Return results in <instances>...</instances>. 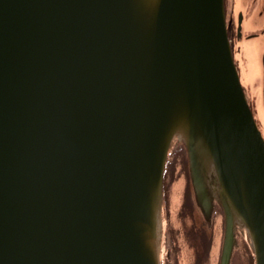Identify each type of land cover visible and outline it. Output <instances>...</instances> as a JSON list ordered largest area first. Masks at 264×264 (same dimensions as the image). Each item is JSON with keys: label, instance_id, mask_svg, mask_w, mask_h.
<instances>
[{"label": "water", "instance_id": "water-1", "mask_svg": "<svg viewBox=\"0 0 264 264\" xmlns=\"http://www.w3.org/2000/svg\"><path fill=\"white\" fill-rule=\"evenodd\" d=\"M231 43L224 0H0V264H163L177 147L225 216L221 264L238 228L264 264V136Z\"/></svg>", "mask_w": 264, "mask_h": 264}, {"label": "flooded vegetation", "instance_id": "flooded-vegetation-1", "mask_svg": "<svg viewBox=\"0 0 264 264\" xmlns=\"http://www.w3.org/2000/svg\"><path fill=\"white\" fill-rule=\"evenodd\" d=\"M228 8V0H225L228 32L232 39L235 40V37H238L237 29L240 14L238 15L236 25V18H234V14L229 16ZM260 15L261 16L258 18L256 15H252L249 17L250 20L248 21H246L247 18L244 16L243 23H246L247 28L252 30L251 25L255 23L251 21L252 18L256 17L254 20L258 19L264 21V13L261 12ZM254 25L261 26L262 24L255 23ZM248 37L249 39L263 38L264 40V26L261 30L253 32V34ZM263 58L264 53L262 56V62ZM262 77V83H264V69ZM175 156L176 157L168 164L164 174V217L166 221V233L168 234L169 240H167L168 251L163 264H221L226 231L225 216L219 208V204L216 200H214V209L211 212L210 219H207L203 215L197 206L193 195L188 163L182 152H178ZM178 172L181 177L187 175L189 178L187 181L188 187L183 192V185L181 183L180 188L177 191L178 197H176L170 190L171 179H176ZM181 180H184V178H181ZM219 216L221 218L220 231L218 223ZM243 239H245V231L242 228H238L236 231L235 246L230 264H239L237 261H239L240 257H243V254H245L241 251V248L243 247ZM246 252L247 257L245 263L253 264L254 257L248 255L247 249Z\"/></svg>", "mask_w": 264, "mask_h": 264}, {"label": "rangeland", "instance_id": "rangeland-1", "mask_svg": "<svg viewBox=\"0 0 264 264\" xmlns=\"http://www.w3.org/2000/svg\"><path fill=\"white\" fill-rule=\"evenodd\" d=\"M261 1V2H260ZM228 14L229 16L234 14V18H236V25H237V18L240 13H243L244 16H246L247 20H250L249 17L252 15H259L260 11L263 10L264 6V0H228ZM256 18V17H255ZM255 18H252L251 21L255 23H261L260 25H254L252 24L251 28H247L246 23H244V30H242L243 35L241 38L235 37V40L232 39V44L234 48V56H235V61L238 64V67L240 69V75H241V80L242 84L245 88V91L247 93V96L249 98V102L251 104V107L253 108L254 114L256 115V119L258 123L261 125L262 131L264 133V105H263V95H262V81H261V73H262V55L264 53V41H261L260 39L263 40V38H256V39H249V35L253 34V32H258L261 30L264 26V21H259L254 20ZM254 25V26H253ZM261 41V42H259ZM249 48V49H248ZM255 57L256 64L258 67H251L250 64V58ZM253 60V59H252ZM255 69V70H254ZM259 69V70H258ZM180 150L179 147H177L171 154L172 159H174L176 156H174V153L176 151V154ZM175 154V155H176ZM184 155L187 163V155L182 152ZM171 159V160H172ZM189 168V164H188ZM186 171H187V166H186ZM184 173V172H183ZM186 173V172H185ZM190 175V174H189ZM181 178H184V180H181ZM187 175L184 177H181L180 173H177L176 179H171V193L174 194V196L178 197L177 191L180 188V185L182 183L183 187L182 190L183 192L185 189L188 187L187 181H188ZM191 181V179H190ZM191 184V183H190ZM219 231L221 230V218L219 216ZM243 247L241 248L243 257L237 258L239 261H237L239 264H246L245 259H246V249L248 251V255L253 257V251L251 248L250 240L245 234V239H243ZM242 255V254H241ZM253 264H255V259L253 261Z\"/></svg>", "mask_w": 264, "mask_h": 264}]
</instances>
